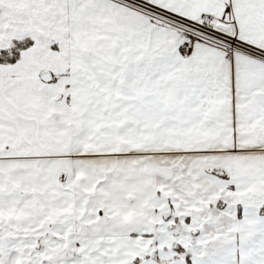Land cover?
Listing matches in <instances>:
<instances>
[{
  "label": "snow or ice",
  "instance_id": "6c2138e0",
  "mask_svg": "<svg viewBox=\"0 0 264 264\" xmlns=\"http://www.w3.org/2000/svg\"><path fill=\"white\" fill-rule=\"evenodd\" d=\"M0 264H264V0H0Z\"/></svg>",
  "mask_w": 264,
  "mask_h": 264
}]
</instances>
